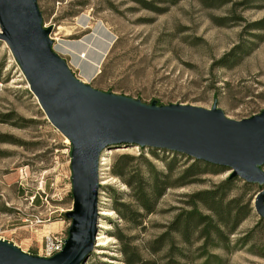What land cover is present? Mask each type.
Masks as SVG:
<instances>
[{"label":"rangeland","instance_id":"374dc122","mask_svg":"<svg viewBox=\"0 0 264 264\" xmlns=\"http://www.w3.org/2000/svg\"><path fill=\"white\" fill-rule=\"evenodd\" d=\"M142 1L38 0V4L44 26L53 29L54 50L78 78L98 90L147 104L211 109L217 102L233 120L264 112V30L254 28L264 25V0H228L212 7L206 0H177L174 5L173 0ZM237 47L240 59L220 67ZM141 153L139 147L114 146L101 157L100 228L86 264H124L121 250L126 237L145 259L161 258L166 249L151 256L149 243L164 233L179 209L187 208L186 197L229 177L226 171L203 177V183L169 190L157 212L136 227L113 210L116 198L134 201L112 167L122 155ZM144 154L158 169H165L150 150ZM243 183L229 198L243 192L254 208L255 196L264 187L252 185L242 191ZM72 208L71 145L49 122L9 47L0 41V238L39 256L45 235L68 237L70 221L65 214ZM259 219L254 210L232 241ZM254 240L255 253L238 250L228 256V264H264L256 255L264 249V223Z\"/></svg>","mask_w":264,"mask_h":264},{"label":"water","instance_id":"95a60500","mask_svg":"<svg viewBox=\"0 0 264 264\" xmlns=\"http://www.w3.org/2000/svg\"><path fill=\"white\" fill-rule=\"evenodd\" d=\"M38 0H0V41L9 47L49 122L71 145L73 208L63 250L51 258L0 238V264H86L99 232L100 163L105 150H165L226 168L230 178L264 187V112L242 120L211 109L144 103L78 78L54 50ZM264 219V189L254 199Z\"/></svg>","mask_w":264,"mask_h":264},{"label":"trees","instance_id":"16d2710c","mask_svg":"<svg viewBox=\"0 0 264 264\" xmlns=\"http://www.w3.org/2000/svg\"><path fill=\"white\" fill-rule=\"evenodd\" d=\"M176 1L173 0L171 4L174 5ZM205 2L207 7H212L226 5L228 0ZM146 5L148 6L145 7H151V4ZM254 28L264 30V25L259 23ZM240 50L241 48L237 47L226 55L219 63L220 67H229L231 59L238 61ZM141 150L139 157L128 154L118 157L112 167V174L130 188V198L134 201L132 204L116 198L113 210L123 220L136 227L142 225L144 218L157 212L159 202L169 190L203 183V177L216 176L227 171L224 167L195 161L182 154L148 149L151 157L166 164L165 169L160 170L145 157L144 152L148 150ZM158 152L171 154L172 158H161ZM182 159H185V162ZM239 183L243 181L228 177L207 190L188 195L185 202L187 208L179 209L173 220L164 227V233L149 243L148 251L151 256L161 254L166 249L161 258L145 259L138 246L133 244V239L126 237L121 250L124 264H228V256L238 250L248 248L254 252V238L264 219H259L253 229L237 241H232L241 225L254 212L252 203L244 200L243 192L229 198ZM252 185L243 183L242 191ZM123 237L121 234L118 236L122 241ZM218 251L223 252L225 256L217 254ZM260 251L256 255L264 258V249L260 248Z\"/></svg>","mask_w":264,"mask_h":264},{"label":"built area","instance_id":"2783aa9c","mask_svg":"<svg viewBox=\"0 0 264 264\" xmlns=\"http://www.w3.org/2000/svg\"><path fill=\"white\" fill-rule=\"evenodd\" d=\"M66 239V236L58 234L45 235L39 248V256L43 258H51L60 253L64 248Z\"/></svg>","mask_w":264,"mask_h":264},{"label":"bare ground","instance_id":"6f19581e","mask_svg":"<svg viewBox=\"0 0 264 264\" xmlns=\"http://www.w3.org/2000/svg\"><path fill=\"white\" fill-rule=\"evenodd\" d=\"M84 56H85V55H84V54H82V56H81V57H83V58H84Z\"/></svg>","mask_w":264,"mask_h":264},{"label":"crops","instance_id":"0c3cea01","mask_svg":"<svg viewBox=\"0 0 264 264\" xmlns=\"http://www.w3.org/2000/svg\"><path fill=\"white\" fill-rule=\"evenodd\" d=\"M54 224V223H53Z\"/></svg>","mask_w":264,"mask_h":264}]
</instances>
